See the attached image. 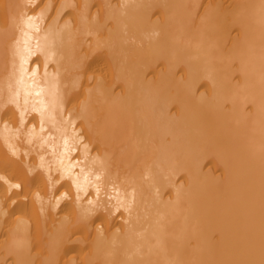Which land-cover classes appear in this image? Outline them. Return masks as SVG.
<instances>
[{"label":"bare ground","instance_id":"obj_1","mask_svg":"<svg viewBox=\"0 0 264 264\" xmlns=\"http://www.w3.org/2000/svg\"><path fill=\"white\" fill-rule=\"evenodd\" d=\"M0 264H264V0H0Z\"/></svg>","mask_w":264,"mask_h":264}]
</instances>
